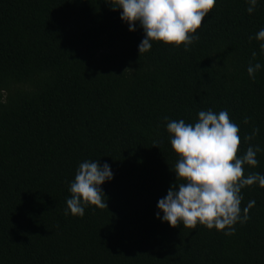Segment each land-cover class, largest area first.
<instances>
[{
  "label": "trees",
  "instance_id": "obj_1",
  "mask_svg": "<svg viewBox=\"0 0 264 264\" xmlns=\"http://www.w3.org/2000/svg\"><path fill=\"white\" fill-rule=\"evenodd\" d=\"M248 6L216 0L187 49L154 41L139 55L143 30L105 0H0V264H264L258 183L241 189V217L255 204L232 235L156 217L176 182L170 120L227 111L237 156L264 150V68L247 73L264 65L249 39L264 28V0ZM256 159L245 176L264 174V151ZM85 160L111 167L107 208L66 216Z\"/></svg>",
  "mask_w": 264,
  "mask_h": 264
},
{
  "label": "clouds",
  "instance_id": "obj_2",
  "mask_svg": "<svg viewBox=\"0 0 264 264\" xmlns=\"http://www.w3.org/2000/svg\"><path fill=\"white\" fill-rule=\"evenodd\" d=\"M105 2L112 10H121L120 18L127 23L129 31H135L137 26L143 30L144 36L138 45L139 55L148 52L154 41L183 45L187 49L194 40L199 39L197 30L216 4V0ZM246 3L249 5L247 12L251 14L259 0H246ZM249 39L260 42V50L264 53V28ZM262 68L264 65L250 62L248 76L254 80L255 74ZM197 115L198 120L194 124H186L180 119L170 120L166 125L171 146L179 158L172 168L176 182L170 185L166 196L158 200L156 217L161 222H167L170 227L182 224L185 228H195L199 223L217 231L227 228L224 234L232 235L235 232L233 225L237 221L246 222L249 219L248 211L255 204V201H249L241 217V189L254 183L264 187V174L257 172L245 176L244 166H257L259 162L256 155L264 150L249 146L242 156H237L239 126L230 121L227 111L214 113L209 109ZM245 139L251 140L252 137ZM113 176L107 162H81L69 185L71 196L66 200L64 214L83 217L85 208L90 205L107 208L101 185L111 181Z\"/></svg>",
  "mask_w": 264,
  "mask_h": 264
}]
</instances>
